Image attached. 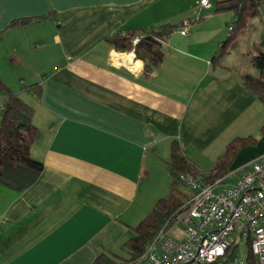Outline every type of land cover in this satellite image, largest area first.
I'll return each mask as SVG.
<instances>
[{
    "label": "crops",
    "instance_id": "obj_1",
    "mask_svg": "<svg viewBox=\"0 0 264 264\" xmlns=\"http://www.w3.org/2000/svg\"><path fill=\"white\" fill-rule=\"evenodd\" d=\"M219 1L186 35L168 37L162 64L146 75L134 51H116L107 37L192 21L199 0H0V76L34 107L40 137L31 153L44 163L20 196L0 188V264H93L121 252L168 194L173 140L210 166L235 137L259 134L264 103L239 76L252 71L232 53L226 67L211 64L235 18L214 12ZM24 18L32 20L12 25ZM253 24L236 39V56L243 41L251 59L264 48V4ZM34 83L41 96L28 89ZM1 109L0 95V117ZM261 154L264 135L237 155L226 183Z\"/></svg>",
    "mask_w": 264,
    "mask_h": 264
},
{
    "label": "trees",
    "instance_id": "obj_2",
    "mask_svg": "<svg viewBox=\"0 0 264 264\" xmlns=\"http://www.w3.org/2000/svg\"><path fill=\"white\" fill-rule=\"evenodd\" d=\"M264 0H221L214 12L233 11V29L228 30L227 37L219 44L211 57L213 68L226 67L225 57L230 53L236 39L253 27V19L259 14V7ZM204 15L191 23L202 19ZM39 18V17H38ZM37 19V18H34ZM32 18L18 19L15 24H27ZM184 28V22L178 24H161L135 30H120L109 37L107 42L119 52L134 51L138 59L145 63L144 72L149 75L157 70L165 58L164 42L177 30ZM135 39L138 42L135 43ZM253 67L259 73L250 71L240 73L244 86L258 100L264 103V48L259 46L258 52L251 59ZM37 96L42 95V83L27 86ZM0 95L2 109L0 117V188L20 196L39 179L44 163L33 158L31 148L40 137V129L34 123L35 109L19 94L14 92L0 76ZM264 135V125L258 135L235 137L225 147L211 166H205L191 156L179 140L171 143L170 159L167 168L171 177L170 191L159 198L151 211L133 226L135 235L122 245V251L103 252L93 264H136L161 231L169 230L177 221L178 215L186 209L192 194L179 188L187 185L181 179L182 174L202 175L206 181H217L226 177L231 171L237 155L245 148L256 146ZM241 244L234 243L230 247L229 258L240 252ZM246 264H258L252 252L251 240L246 242Z\"/></svg>",
    "mask_w": 264,
    "mask_h": 264
},
{
    "label": "built area",
    "instance_id": "obj_3",
    "mask_svg": "<svg viewBox=\"0 0 264 264\" xmlns=\"http://www.w3.org/2000/svg\"><path fill=\"white\" fill-rule=\"evenodd\" d=\"M211 6V0H199L197 18ZM190 23L184 21L181 34L186 35ZM232 29L230 23L228 30ZM242 171L233 184L226 179L234 171L217 181L182 174L195 195L176 223L156 236L136 264H245L240 252L229 258L230 247L249 239L258 264H264V154L243 165Z\"/></svg>",
    "mask_w": 264,
    "mask_h": 264
},
{
    "label": "rangeland",
    "instance_id": "obj_4",
    "mask_svg": "<svg viewBox=\"0 0 264 264\" xmlns=\"http://www.w3.org/2000/svg\"><path fill=\"white\" fill-rule=\"evenodd\" d=\"M241 38H243V36H241ZM246 38H247V37H246ZM240 45H241L240 47H243V48H244V53H243V55L236 56V55L234 54V49H233V47H232L231 50H230V54L232 53V55H233V56H232V59H234L235 61H237V64H240V65H242V66H245L244 68H248V69H250L252 72L258 74L259 71H258L255 67L251 66V63H250L251 56L253 55V49H252V47H251V45H250V42L243 41ZM230 60H231L230 55L227 56V57L224 59L225 62H230ZM211 165H212V164H211ZM211 165H210V166H211ZM205 166H206V165H205ZM233 183H235V182H231V181L228 182V184H233ZM179 188H180L181 190L186 191V193H188V194H192V193L194 192V190H193L191 187H189L188 185H180ZM169 190H170V189H168V193H169ZM177 230H178V229H177ZM175 233H176V232H175ZM175 233L173 232V233H172V236H174ZM239 249H240L239 251H240L241 255L243 256V258L246 259V253H247V247H246V245H245V244H241L240 247H239ZM245 264H246V262H245Z\"/></svg>",
    "mask_w": 264,
    "mask_h": 264
}]
</instances>
